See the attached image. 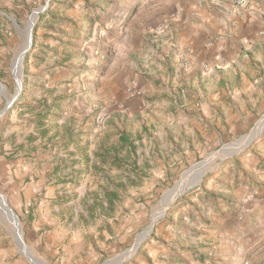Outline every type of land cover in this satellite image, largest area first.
<instances>
[{
  "label": "rangeland",
  "instance_id": "rangeland-1",
  "mask_svg": "<svg viewBox=\"0 0 264 264\" xmlns=\"http://www.w3.org/2000/svg\"><path fill=\"white\" fill-rule=\"evenodd\" d=\"M0 3L12 20L0 16V112L12 101L0 117V264H264V214L249 221L250 194L232 222L211 230L188 225L182 261L168 263L158 249L173 218L194 213V204L209 206L206 193L225 194L232 175L245 187L264 169L244 171L246 156L264 143L263 128L245 151L210 162L162 214L165 196L190 168L264 116L244 129L230 111L219 123L189 103L199 86L187 79L190 51L175 29L200 0ZM31 23L19 93L15 65ZM196 121L202 133L185 134Z\"/></svg>",
  "mask_w": 264,
  "mask_h": 264
},
{
  "label": "crops",
  "instance_id": "crops-1",
  "mask_svg": "<svg viewBox=\"0 0 264 264\" xmlns=\"http://www.w3.org/2000/svg\"><path fill=\"white\" fill-rule=\"evenodd\" d=\"M0 16L3 20L12 21L5 12H0ZM175 30L190 51L188 57L185 56L190 69L187 79H192V83L196 82L199 86L198 94L189 103L196 101V110L205 117L212 113L211 116L218 115L219 123L220 118L226 117L230 111L240 127L246 129L264 111V0H244V3L239 0H222L218 3L200 0L199 6L195 5L180 14ZM0 35L4 36L1 30ZM180 57L183 58L182 55L176 56L177 63ZM177 66L184 68L185 65L179 63ZM187 107L191 108L190 105ZM172 116L174 123L175 116ZM194 117L205 121L200 114ZM195 123L197 125L192 129L186 127L184 133L194 134L196 130L202 133L203 124ZM245 160L247 176L259 173L260 170L258 172L256 168L264 165V143L254 147ZM245 180L247 185L238 187L240 183L232 175V189H226L225 194L219 196L214 192L204 195L209 200L208 207L202 206L204 203L194 204V213H182L183 219L178 221L173 218L170 221L163 243L158 245L162 254H166L168 263L182 261L179 253L188 225L211 230L219 227L222 219L232 222L229 216L241 208L240 200L248 194L253 199L249 221L257 223L260 217L256 216L264 214V169L255 179ZM253 218L256 219L252 221ZM231 229L239 228L232 225ZM263 244L264 238L259 242V245Z\"/></svg>",
  "mask_w": 264,
  "mask_h": 264
},
{
  "label": "water",
  "instance_id": "water-1",
  "mask_svg": "<svg viewBox=\"0 0 264 264\" xmlns=\"http://www.w3.org/2000/svg\"><path fill=\"white\" fill-rule=\"evenodd\" d=\"M37 17V14L35 15V18ZM34 25H35V23H32V28H31V30H30V38H29V42H28V44H27V47L23 50V52H22V54H23V59H24V56H25V54L27 53V51L31 48V45H32V33H33V27H34ZM23 62V61H22ZM22 71V70H21ZM18 91H19V93L22 91V83H20L19 85H18ZM11 104H12V101H8V103H7V107L2 111V112H0V117L2 116V114L7 110V109H9L10 108V106H11ZM264 121V116L258 121V123L256 124V126L251 130V132L248 134V135H246V136H243L241 139H239V140H237V141H235V142H232V143H229V144H227V145H225L224 147H222L221 149H219L218 151H215L214 153H212V154H210V155H208L202 162H200V163H198V164H196V165H194L192 168H190L184 175H183V177L185 176V175H187L188 173H190V171H192L194 168H196V167H198V166H200V165H203V164H209L211 161H214V160H217V159H220V158H223L224 156H225V154L226 153H228L229 152V150H231V149H233L234 147H236V146H238L239 145V143H241L242 141H244L245 142V144H242V146H240L241 148H240V150H238V152L237 153H234L233 155H227L226 157H224L223 159H227V158H229V157H233V156H236V155H238L239 153H241V152H243V151H245L258 137H259V135L262 133V132H256V127L260 124V123H262ZM251 139V141H250V143H249V140ZM201 175H202V173H201ZM202 177V176H201ZM201 177H199V180L201 179ZM182 180V179H181ZM198 183V181L196 182V183H194L193 184V182H191V184L190 185H188V187H186L178 196H175V198L173 199V200H171L170 199V201H168V203H167V206L162 210V214H164L167 210H168V208L176 201V199H178L179 197H181L189 188H191L192 186H194V185H196ZM1 199H2V202H3V204H4V207L7 209V212H9L10 213V218H11V220H12V222H14V221H17V222H19V220H18V217L15 215V213L11 210V209H9L8 208V206L6 205V202H5V199L3 198V197H1ZM157 221V219L155 220H153L152 219V223H151V225H150V227H149V231H151L153 228H154V224H155V222ZM22 243H23V241H22ZM139 245H140V243L138 242V241H136L135 242V244H134V246H133V249L132 250H130L129 252H128V254L130 255L129 257H131V255H132V252H134V250H136L138 247H139ZM125 256L123 255L122 256V258H124ZM128 257V258H129ZM127 258V259H128ZM127 259H124L123 261H120L119 263H123V262H125Z\"/></svg>",
  "mask_w": 264,
  "mask_h": 264
},
{
  "label": "bare ground",
  "instance_id": "bare-ground-1",
  "mask_svg": "<svg viewBox=\"0 0 264 264\" xmlns=\"http://www.w3.org/2000/svg\"><path fill=\"white\" fill-rule=\"evenodd\" d=\"M31 28H32V23L30 24V27H29V30H28L29 31V36H30ZM22 61H23V54L19 58L18 62L15 65L16 71L18 73V75H17V78H18V81H19L18 84L21 83V80L19 78V72L22 70ZM263 128H264V121L262 123H260L256 127L255 130H256V132L259 133V132H262ZM250 141H251V139L249 140V143H250ZM242 144H245V142L242 141L241 143H239L238 146H236L233 149L229 150V152L226 153L225 156L233 155L234 153H237L238 150H240V148H241L240 146H242ZM206 167H207V164L200 165V166L194 168L192 171H190V173L185 175L182 178L181 182L165 196L164 202H168V201H170V199L173 200L175 198V196H178L186 187H188V185L191 184V182H193V184L196 183L198 181V177L200 176L201 173H203V171L205 170ZM157 218L158 217H156L154 219L156 220Z\"/></svg>",
  "mask_w": 264,
  "mask_h": 264
},
{
  "label": "built area",
  "instance_id": "built-area-1",
  "mask_svg": "<svg viewBox=\"0 0 264 264\" xmlns=\"http://www.w3.org/2000/svg\"><path fill=\"white\" fill-rule=\"evenodd\" d=\"M216 3L221 2L222 0H214ZM241 3H244V0H239Z\"/></svg>",
  "mask_w": 264,
  "mask_h": 264
}]
</instances>
